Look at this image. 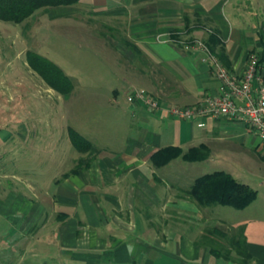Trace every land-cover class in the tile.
<instances>
[{"label": "crops", "instance_id": "obj_1", "mask_svg": "<svg viewBox=\"0 0 264 264\" xmlns=\"http://www.w3.org/2000/svg\"><path fill=\"white\" fill-rule=\"evenodd\" d=\"M49 8L56 18L62 14L87 26L94 18L95 30L103 25L115 31L99 44L107 47L105 57L124 80L122 87H144L162 104L150 110L128 101L124 149L97 147L85 167L64 176L81 156L65 168L62 153H49L47 119L33 123L11 113L0 120V214L6 219L2 245L7 244L0 252L9 249L8 264H243L241 247L246 264H264V195L257 188L243 215L228 205L203 206L186 194L199 175L191 162L202 160L176 156L159 166L149 161L163 145L187 149L204 143L209 151L203 160L230 152L229 165L216 169L242 183L252 187L237 176L242 170L264 174V139L246 123L224 115L174 118L164 107L196 104L215 92L219 81L207 55L190 45L196 37L204 40L208 30L217 29L234 71L244 67L247 51L264 50V0H77ZM109 92L113 102L116 84ZM247 145L261 157L255 167ZM53 158L59 170L50 180L33 170V161L41 170ZM239 233L244 238L237 247Z\"/></svg>", "mask_w": 264, "mask_h": 264}, {"label": "rangeland", "instance_id": "obj_2", "mask_svg": "<svg viewBox=\"0 0 264 264\" xmlns=\"http://www.w3.org/2000/svg\"><path fill=\"white\" fill-rule=\"evenodd\" d=\"M50 9L49 7L39 8L20 22L0 21V120L6 121L14 115L17 120L27 119L33 123L38 122L39 119H42V122L47 119L49 153H62L65 157L63 165L67 168L75 157L85 156V153L77 151L70 145V139L66 133L67 125L86 137L96 149L97 147L110 151L124 149L128 137V123L126 124L125 121L131 119L125 95L131 90L122 87L124 80L120 76L117 77L111 64L113 62L105 57L107 47L99 44L104 41L107 34L113 32L116 34V32L105 29L103 25L95 30L94 18H92L93 21H89L92 26L72 23L70 18L62 19V14L61 16L58 14L59 17L56 18L55 13ZM67 15L71 17V14ZM76 16L78 17V14ZM228 16V14L225 15L226 18ZM86 18L87 15L84 14L83 19ZM195 40L203 41L202 37H196L192 42ZM244 44H247L246 41L243 42ZM185 45L189 47L192 44ZM26 49L37 51L40 55L48 57L68 75L73 87L66 96L55 91L41 79L40 74L28 66L24 55ZM203 51L207 55L206 59L209 60L210 54H207L205 49ZM251 51L258 53L256 50ZM143 80L146 81V78ZM115 84L118 94L112 102L109 87ZM142 88L143 91L148 92V89ZM44 126L42 125L43 138L40 142L43 151ZM196 129L201 130L199 127ZM234 140V143L241 146L238 139L234 138ZM255 140L258 141V138L255 137ZM244 147L248 150L246 154L256 157L255 165L250 163L255 167L261 161V157L249 145ZM219 154L222 159L219 158L216 161L210 156L203 161L191 162L194 174H203L205 171L225 167L224 162H228L229 165L230 159L225 158L230 155V152L221 150ZM54 160V158L50 160L46 169L42 165L41 170L38 163L35 164L36 161H33L35 167L33 170L50 180L51 176L59 170ZM237 176L241 179L245 178L253 188L258 189L260 195H264V185L261 183L264 174H261V171L254 173L242 170V173ZM224 207L234 209L229 206ZM248 209H251V205L244 210L234 209V211L243 215ZM4 215V213L0 214V246L5 240L3 237L6 226ZM8 253V248L0 252V264H8L6 261Z\"/></svg>", "mask_w": 264, "mask_h": 264}, {"label": "trees", "instance_id": "obj_3", "mask_svg": "<svg viewBox=\"0 0 264 264\" xmlns=\"http://www.w3.org/2000/svg\"><path fill=\"white\" fill-rule=\"evenodd\" d=\"M77 2V0H0V21L20 22L27 16L31 15L35 10L39 8H47L55 5H67ZM264 34V29L259 30V37ZM207 50L210 54L216 55V57L223 63L224 66L229 67L227 54H224L222 41L218 34L217 29L208 30L207 37L203 40ZM132 49H137L132 45ZM248 52V51H247ZM25 60L35 72L40 74L50 87L55 91H58L62 95L66 96L71 90L72 83L66 73H63L61 68L54 63L51 59L40 55L39 52L26 49L24 51ZM258 62L263 66L262 77L264 78V50L258 51ZM152 95L151 92L148 91ZM66 133L68 139H70V145L76 150L83 153H87V156L79 157L77 164H75L68 171L62 173H72L77 167L86 166L90 158L97 152L96 147L86 138L83 137L72 126H66ZM178 145H163L158 147L149 156V161L156 166L164 165L169 159L176 156H180L184 160L194 161L202 160L208 155L209 147L204 143H197L189 146L187 149H181ZM190 187L186 189V194L189 198L195 199L199 205L221 204L228 205L236 209H243L247 204L251 202L255 197V189L249 184L241 182L233 177L230 172L223 169H216L206 171L203 174H199L193 178ZM242 234L239 233L238 238H234L236 246H241L243 243ZM240 263L246 264V257L248 254L241 247ZM220 253V252H218ZM226 255V254H225Z\"/></svg>", "mask_w": 264, "mask_h": 264}, {"label": "built area", "instance_id": "obj_4", "mask_svg": "<svg viewBox=\"0 0 264 264\" xmlns=\"http://www.w3.org/2000/svg\"><path fill=\"white\" fill-rule=\"evenodd\" d=\"M193 48L207 50L201 40H195ZM190 47V46H189ZM258 53L247 52L241 71H234L224 66L214 54H210L209 63L215 78L219 81L213 94L204 95L200 102L191 105L167 104L165 109L175 118L186 120L198 117L224 115L246 123L252 131L264 139V78L263 66L258 62ZM126 100L141 101L146 109L161 107L156 96L139 89H132L125 95ZM198 120L197 125L203 123ZM264 184V179L262 180Z\"/></svg>", "mask_w": 264, "mask_h": 264}]
</instances>
